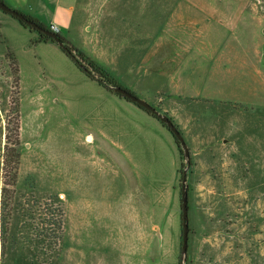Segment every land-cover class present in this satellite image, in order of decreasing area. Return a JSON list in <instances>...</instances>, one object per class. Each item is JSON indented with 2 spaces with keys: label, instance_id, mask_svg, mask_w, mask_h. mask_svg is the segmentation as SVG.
Segmentation results:
<instances>
[{
  "label": "rangeland",
  "instance_id": "1",
  "mask_svg": "<svg viewBox=\"0 0 264 264\" xmlns=\"http://www.w3.org/2000/svg\"><path fill=\"white\" fill-rule=\"evenodd\" d=\"M249 2L245 32L260 38L255 45L264 54V0ZM107 3L79 0L70 40L183 134L191 155L185 264H264V95L252 99L247 77L239 105L198 98L188 123L179 124L169 103L126 85L118 68L98 61L109 50ZM36 36L0 10V264L44 263L36 255L44 242L38 202L49 195L65 210L61 252L49 264H181L179 169L187 162L172 134L89 78L57 43H36ZM17 115L13 185V164L4 160Z\"/></svg>",
  "mask_w": 264,
  "mask_h": 264
},
{
  "label": "crops",
  "instance_id": "2",
  "mask_svg": "<svg viewBox=\"0 0 264 264\" xmlns=\"http://www.w3.org/2000/svg\"><path fill=\"white\" fill-rule=\"evenodd\" d=\"M3 1L73 36L79 0ZM103 6L109 50L98 61L118 68L126 85L169 103L164 106L179 124L188 123L198 98L239 105L247 77L252 99L264 95L260 38L245 32L249 0H108Z\"/></svg>",
  "mask_w": 264,
  "mask_h": 264
},
{
  "label": "trees",
  "instance_id": "3",
  "mask_svg": "<svg viewBox=\"0 0 264 264\" xmlns=\"http://www.w3.org/2000/svg\"><path fill=\"white\" fill-rule=\"evenodd\" d=\"M25 16L28 20H31L32 22L36 23L38 27H33L30 24H28L26 21L20 20L14 16L13 17L17 19L23 27L28 28L31 32L37 33V36L34 42L36 43H48V42L56 43L44 31V30H47V31L55 32L51 29V26L46 25L45 23H43L42 21H40L39 19L33 16H29L27 14H25ZM55 33H57L60 36L61 40L64 43V46L60 47L61 50L64 52V54L67 57H69L73 62H75L76 66L81 71H83L89 78H91L92 80H96L101 86H104L105 88H107L109 85H112V86L120 85L119 82L110 74L108 70H106L102 65L97 63L88 54L78 49L68 37L61 34L60 32H55ZM11 60H12V64H14L13 66L14 73L18 75L19 74L18 66L16 65L13 58ZM19 106H20V101L18 99V101L15 102L14 107H13L16 113H18ZM160 123L170 132V130L166 127V125L163 122L160 121ZM9 129L11 131V134H6V143H5L6 148H8V151H7L8 157L6 156L7 158H5L4 164L6 165V167H7V162L8 163L10 162L11 165L13 164V167L11 168L12 171L9 176H11V180L13 182L12 184L14 185L17 180L18 164H19V158H20V153L16 151V148H14L15 146L19 145V140H20L19 139L18 115L16 116L15 127L13 128L10 127ZM173 138L175 140V143L178 146L179 151L182 152L180 150V146L176 138L174 136ZM9 145H11V147H9ZM179 172L180 174L183 175L182 169H179ZM182 175H181V179H182ZM8 184L9 183H5V187L1 188L3 197H5V192L7 191L6 186ZM43 201H45L44 204L41 202H38L39 203V219H40V223L42 227L39 228L37 226V229L39 230L37 237H39V239H44V242L42 243V245L39 246L36 255H37L38 260H41L42 257H44V263L42 264H49L53 260L58 259L59 254L61 252L62 241L64 237L65 210H64L63 203L58 196L56 197L53 195H49L47 200H43ZM2 242H3L2 243V256H4L5 255V242L4 241Z\"/></svg>",
  "mask_w": 264,
  "mask_h": 264
},
{
  "label": "water",
  "instance_id": "4",
  "mask_svg": "<svg viewBox=\"0 0 264 264\" xmlns=\"http://www.w3.org/2000/svg\"><path fill=\"white\" fill-rule=\"evenodd\" d=\"M0 10L14 17H17L20 20L26 21L33 27H38L36 23L28 20L24 13L20 12L19 10L9 6L4 1L0 0ZM47 35H49L60 47L64 46L63 41L61 40L60 36L51 31L44 30ZM111 91L117 93L121 97L132 101L140 108L144 109L148 113L154 115L159 121L163 122L166 127L170 130L171 134L176 138L179 146L183 151V155L187 162V167L183 171L182 179H181V218H182V236H181V264H185L187 259V253L189 248V236H190V221H189V185L187 181V172L191 165V155L190 149L186 140L176 126L174 121L165 113L158 110L156 107L151 105L147 100L142 99L135 95L132 91L127 90L126 88L122 87L121 85H109L108 86Z\"/></svg>",
  "mask_w": 264,
  "mask_h": 264
},
{
  "label": "built area",
  "instance_id": "5",
  "mask_svg": "<svg viewBox=\"0 0 264 264\" xmlns=\"http://www.w3.org/2000/svg\"><path fill=\"white\" fill-rule=\"evenodd\" d=\"M51 29L55 32H60V29L57 25H51Z\"/></svg>",
  "mask_w": 264,
  "mask_h": 264
},
{
  "label": "flooded vegetation",
  "instance_id": "6",
  "mask_svg": "<svg viewBox=\"0 0 264 264\" xmlns=\"http://www.w3.org/2000/svg\"><path fill=\"white\" fill-rule=\"evenodd\" d=\"M106 89H108V90L111 91V89H110L109 87H107ZM111 92H113V91H111ZM113 93H114V92H113ZM180 150L182 151L181 147H180ZM182 153H183V151H182Z\"/></svg>",
  "mask_w": 264,
  "mask_h": 264
}]
</instances>
